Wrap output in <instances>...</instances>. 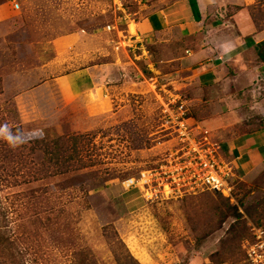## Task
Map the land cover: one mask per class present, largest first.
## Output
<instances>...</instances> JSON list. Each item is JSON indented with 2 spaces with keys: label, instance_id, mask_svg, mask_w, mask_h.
Here are the masks:
<instances>
[{
  "label": "rangeland",
  "instance_id": "rangeland-1",
  "mask_svg": "<svg viewBox=\"0 0 264 264\" xmlns=\"http://www.w3.org/2000/svg\"><path fill=\"white\" fill-rule=\"evenodd\" d=\"M141 1L160 6L169 0ZM125 2L126 12L113 0H0V125H20L26 135L39 130L47 140L85 135L68 173L33 179L23 166L16 178H0V264H79L81 251L99 264H117L113 248L118 245L107 240L105 228L108 234L115 228L142 264H243L238 257L244 242L251 240L254 227L264 228L257 209L264 199V162L243 177L233 171L231 194L225 196L239 205V218L226 209L215 212L218 199L209 193L167 195L162 189L152 198L144 196L143 174L158 168L176 147L164 130L163 103L177 93L183 99L190 95L176 83L184 74L171 60L175 43L145 44L148 57L135 60L139 69L130 68L132 80L138 82L141 72L140 79L154 81L150 92H129L112 105L108 100L89 104L87 95L67 99L62 92L58 78L93 60L89 52L96 51L98 61L108 51L109 61L119 55L133 58L126 16L138 9L139 0ZM218 4L225 20L254 24L249 36L260 32L264 38L253 18L264 27V0ZM78 32L80 43L66 44L64 37ZM245 56L261 66L241 91L245 102L236 106L247 118L237 125L240 131L264 128V63L255 47ZM3 142L8 144L0 137ZM14 165L10 160L2 166L11 171ZM240 232L237 254L217 256L222 241Z\"/></svg>",
  "mask_w": 264,
  "mask_h": 264
},
{
  "label": "crops",
  "instance_id": "crops-1",
  "mask_svg": "<svg viewBox=\"0 0 264 264\" xmlns=\"http://www.w3.org/2000/svg\"><path fill=\"white\" fill-rule=\"evenodd\" d=\"M218 2L169 0L159 6L139 0L138 9L126 16L133 58L119 55L117 60L109 61L107 50L104 59L98 61L94 55L97 52H89L88 59L93 60L61 75L59 87L67 99L87 95L92 105L105 100L112 105L117 99L126 100L129 92H150L149 84L155 85L154 81L140 79L141 72L137 73L138 82L132 80L130 68L135 65L139 69L135 60L148 57L145 44L175 43L171 60H176L183 71L184 80L176 83L189 89L190 95L184 100L194 113L192 123L221 143L222 156L233 163L239 176L251 173L264 162V128L240 131L237 125L247 118L236 106L245 102L241 91L261 66L248 63L245 54L264 38L260 32L249 36L254 24L225 20L217 12ZM80 35H67V43L64 41L73 47L80 43ZM136 48L142 52L136 53ZM241 60L243 65L238 67Z\"/></svg>",
  "mask_w": 264,
  "mask_h": 264
},
{
  "label": "built area",
  "instance_id": "built-area-1",
  "mask_svg": "<svg viewBox=\"0 0 264 264\" xmlns=\"http://www.w3.org/2000/svg\"><path fill=\"white\" fill-rule=\"evenodd\" d=\"M117 10L126 12L125 0H113ZM116 27V24L111 25ZM164 102V130L176 140L169 158L158 168L143 174L144 196L177 192L198 193L205 190L230 195L231 180L235 175L233 164L221 155L222 146L210 133L187 117V104L177 93ZM254 238L243 244L246 257L243 264H264V228H253Z\"/></svg>",
  "mask_w": 264,
  "mask_h": 264
},
{
  "label": "trees",
  "instance_id": "trees-1",
  "mask_svg": "<svg viewBox=\"0 0 264 264\" xmlns=\"http://www.w3.org/2000/svg\"><path fill=\"white\" fill-rule=\"evenodd\" d=\"M262 16V19H264V8L262 9ZM253 18L257 28H259V30L264 29V27L261 26L259 17L253 15ZM254 47L256 49L258 59L264 63V39L257 41L254 44ZM12 130L22 131V128L20 125H16L12 128ZM84 137L85 135L80 134H73L67 138L58 136L52 140L39 137L28 139L26 143L17 147H12L9 145V143L6 144L3 142L5 144H0V147L3 146L5 148H0V162H2L0 163V178L2 175L11 177L14 176V178H16L15 175L19 173L23 166H28V173L33 179H41L44 176L49 177L68 173L71 168L70 166L74 164L76 161L75 159L79 157L78 144L84 141ZM83 145H85L84 142ZM10 160L15 161V165L11 171L2 166L3 161ZM19 163L21 164L20 167L16 168V166H19ZM4 179H7V177ZM202 192L214 195L216 196V199H218L214 204L215 212L216 210L219 211L222 209V211H224L226 209L228 211H232V215H234L236 218L242 216L239 205L231 204L229 197L225 196L223 193L215 192L213 190H205ZM257 209L260 210L259 215H264V199L257 203ZM226 215L227 214L224 212L223 216L225 217ZM257 221L258 223L260 222L259 220ZM113 228L114 226L112 225V229ZM244 232H240L237 235L233 234L230 238L223 240L221 250L218 251L217 256L221 254L224 258L234 257V255L237 254V243H239V239L242 238ZM105 235L110 243L115 241V243L118 245V249L116 247L113 248L117 264H142V262L136 258L132 252H130L129 248L120 239V237L117 236L118 233L115 228L113 229L112 234H108L105 228ZM253 238L254 234L252 235L251 239ZM86 252L81 251L79 253L81 254V256H79V264H99L93 255L87 257ZM240 253L241 254L238 257V260L242 259L244 261V258L246 257L245 250L242 249Z\"/></svg>",
  "mask_w": 264,
  "mask_h": 264
},
{
  "label": "clouds",
  "instance_id": "clouds-1",
  "mask_svg": "<svg viewBox=\"0 0 264 264\" xmlns=\"http://www.w3.org/2000/svg\"><path fill=\"white\" fill-rule=\"evenodd\" d=\"M0 137L5 139L10 146L17 147L26 143L29 137L39 138L40 131L34 129L28 135H26L23 131H13L7 124H4L0 125Z\"/></svg>",
  "mask_w": 264,
  "mask_h": 264
}]
</instances>
